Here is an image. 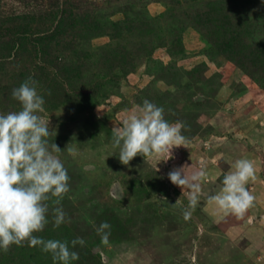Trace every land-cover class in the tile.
<instances>
[{"label":"rangeland","instance_id":"rangeland-1","mask_svg":"<svg viewBox=\"0 0 264 264\" xmlns=\"http://www.w3.org/2000/svg\"><path fill=\"white\" fill-rule=\"evenodd\" d=\"M29 77L70 189L47 202L36 235L68 241L71 264H264V0H0V114L21 110L11 92ZM145 100L182 124L185 142L169 160L125 166L112 129ZM241 158L255 162V201L238 219L207 200ZM184 167L207 174L188 220L190 189L168 178ZM0 264L53 260L25 244L0 250Z\"/></svg>","mask_w":264,"mask_h":264},{"label":"clouds","instance_id":"clouds-1","mask_svg":"<svg viewBox=\"0 0 264 264\" xmlns=\"http://www.w3.org/2000/svg\"><path fill=\"white\" fill-rule=\"evenodd\" d=\"M11 96L21 110L0 114V250L7 253L12 245L40 246L42 252L51 254L53 264H71L79 259V254L70 250L68 241L45 240L36 235L49 223L47 202L60 205L70 190L67 170L53 154L61 150L53 143L49 151L46 137L50 132L38 115L44 111L45 100L31 77L14 88ZM181 129V123L165 120L163 108L145 100L136 114L125 119L120 128L112 129V144L119 149V161L125 166L137 156L146 161L167 154L169 160L173 149L185 142ZM66 151L73 152L69 147ZM254 164L247 158L237 159L223 177L220 189L208 197V204L224 215L242 218L255 201L247 188L255 178ZM184 169L172 170L168 178L172 184L190 189L188 207L183 212L188 220L199 203L201 181L207 174L200 170L189 178ZM65 215L62 207L52 209L54 228L65 223ZM110 229L106 221L96 229L103 245L109 244ZM70 243L72 248L83 247L85 240L76 237Z\"/></svg>","mask_w":264,"mask_h":264}]
</instances>
